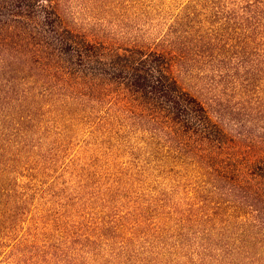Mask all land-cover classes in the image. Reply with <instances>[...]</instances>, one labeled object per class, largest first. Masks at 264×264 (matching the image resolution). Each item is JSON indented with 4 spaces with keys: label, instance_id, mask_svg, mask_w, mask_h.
Segmentation results:
<instances>
[{
    "label": "trees",
    "instance_id": "trees-1",
    "mask_svg": "<svg viewBox=\"0 0 264 264\" xmlns=\"http://www.w3.org/2000/svg\"><path fill=\"white\" fill-rule=\"evenodd\" d=\"M209 2L213 17L200 10ZM222 2L193 0L147 47L88 33L62 0H0V158L40 115L63 116L70 100H97L116 89L120 107L162 131L222 198L211 200L206 214L223 224L219 242L240 257L260 254L264 40L255 32L262 28L264 38V3ZM181 75L206 88L194 94ZM4 170L1 162L0 186Z\"/></svg>",
    "mask_w": 264,
    "mask_h": 264
},
{
    "label": "rangeland",
    "instance_id": "rangeland-1",
    "mask_svg": "<svg viewBox=\"0 0 264 264\" xmlns=\"http://www.w3.org/2000/svg\"><path fill=\"white\" fill-rule=\"evenodd\" d=\"M192 1L62 3L90 34L154 47ZM211 5L200 9L209 17ZM262 33L259 27L257 42ZM180 80L197 95L206 88L187 75ZM120 99L111 89L97 100H70L63 116L40 115L2 154L0 264H264L263 247L240 257L219 242L223 224L206 214L211 200L222 198L162 131L121 108Z\"/></svg>",
    "mask_w": 264,
    "mask_h": 264
}]
</instances>
